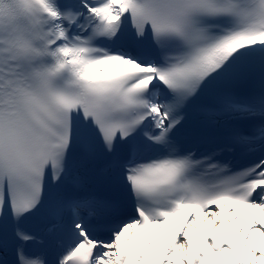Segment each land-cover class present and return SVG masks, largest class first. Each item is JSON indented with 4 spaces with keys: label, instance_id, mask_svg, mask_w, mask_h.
Instances as JSON below:
<instances>
[{
    "label": "snow or ice",
    "instance_id": "6c2138e0",
    "mask_svg": "<svg viewBox=\"0 0 264 264\" xmlns=\"http://www.w3.org/2000/svg\"><path fill=\"white\" fill-rule=\"evenodd\" d=\"M0 264H264V0H0Z\"/></svg>",
    "mask_w": 264,
    "mask_h": 264
}]
</instances>
